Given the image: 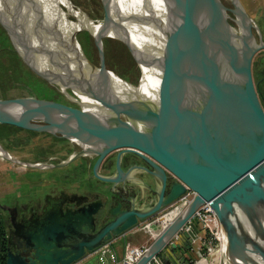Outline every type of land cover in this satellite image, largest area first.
<instances>
[{"label":"water","instance_id":"obj_1","mask_svg":"<svg viewBox=\"0 0 264 264\" xmlns=\"http://www.w3.org/2000/svg\"><path fill=\"white\" fill-rule=\"evenodd\" d=\"M112 1L108 0L105 21L92 25L95 33L88 26L64 18V23L78 24L71 33L73 45H69L60 22L38 1L0 0V26L13 50L33 73L75 105L33 98L0 100V124L45 129L80 148L60 163L24 164L60 167L92 156L97 158L92 169L94 177L112 182L114 187L124 180L120 161V175L110 176L101 171L103 160L117 149L136 153L151 166L148 174L161 180L156 183V197L148 204L133 203L125 210L117 205L110 210L112 217L97 231L89 227L94 229L100 200L69 210L61 218H56L57 211L51 208V214L38 228L14 222L15 233L9 230L7 234L6 264H91L85 261L90 253L155 216L188 190L196 193L194 199L136 264H147L153 256H160L166 264H190L187 256L178 257V246L168 243L205 203L217 215L229 248L241 261L260 264L255 260L259 257L264 264V207H260L264 202V109L251 73L252 58L264 43H250L244 49L238 46L222 0H163L165 20L160 16L127 17L133 23H149L161 32V54L148 57L132 40L130 31L114 24ZM234 1L240 5L239 0ZM235 13L244 16L243 10ZM83 30L98 43L107 36L123 42L142 71L157 67L161 83L156 96L149 98L141 92L140 84L126 80L102 62H93L76 38ZM55 33L58 42L45 45L43 38L51 39ZM117 80L122 84L120 90ZM78 91L88 93L98 105L91 110L76 95ZM18 106L28 116L41 119L23 122L6 115ZM0 150L7 156L1 145ZM169 174L173 183H166ZM4 208L8 220L13 221L10 210L14 208ZM239 211L245 214L246 225ZM192 226V230L180 234L187 249H191L197 231L194 223ZM29 250L33 251L31 255L23 254ZM95 264L102 263L97 260Z\"/></svg>","mask_w":264,"mask_h":264},{"label":"rangeland","instance_id":"obj_2","mask_svg":"<svg viewBox=\"0 0 264 264\" xmlns=\"http://www.w3.org/2000/svg\"><path fill=\"white\" fill-rule=\"evenodd\" d=\"M222 1L228 3L229 0ZM244 1L246 4L255 3L259 5L261 3L260 0ZM57 2L60 12L72 21L81 20L93 25L103 23L107 17L108 0H57ZM67 4H70L71 8L67 7ZM76 38L83 52L93 62L96 64L102 62L105 66L116 71L124 78L130 79L134 84L141 83L143 71L130 49L123 42L107 36L103 37L100 43H98L91 33L84 30L79 31L76 34ZM154 52L158 53L159 50L155 49ZM26 67L22 63V60L16 57L11 42L7 37V40H4V45L0 43V100L33 98L47 103L58 102L69 107H75L74 103L69 101L56 87L47 82L44 85L45 88L53 89L55 94L50 96L45 92L39 91V88L35 86L38 80H35V78L32 79L28 71L29 68L27 67V69ZM43 83L44 80L41 84ZM1 127L7 129L9 136L7 138L0 137V145L8 152L11 159L8 158V154L4 156L0 153V183H4V191L9 194L8 198L6 197L8 202H13L16 200L15 198H20L19 201L13 202L12 208L17 202L25 203L29 199V196L30 199L35 195H37V198H41L47 192V187H50L49 189L51 190L47 193H57L59 188L67 190L76 188L83 189L87 184L31 183L33 178L45 181L46 177L44 176L49 175L50 178H53L54 176H58V174L60 175L62 173L61 176H64V174L66 175L69 172L74 176L82 168L84 171H87L88 175L83 178L92 181V178L89 177L91 176V170H89V167L83 166L85 165L83 163H86V157L78 158L60 167H34L24 164L40 163L42 165H50L60 163L78 151L79 146L76 143L69 142L66 139L64 140V138L52 134L45 129H30L14 123L1 124ZM73 178L77 179L78 177L75 175ZM24 184L25 188L22 189L21 186ZM90 184L101 187V183ZM52 186H58V189L55 187L52 188ZM0 195L3 198V194L0 193ZM180 205L177 204L167 208L163 215L170 216V218L173 217ZM161 215L156 214L153 216L149 223L141 230L137 232L130 231L127 234V240L129 241L119 249L117 254L118 259L123 256L130 243L140 245L150 238L149 235L157 228ZM221 229L222 224L218 219L214 230L212 232L207 231L210 234L209 237L213 238V243L205 241L201 248L202 255L196 258L198 264H222ZM216 237L218 240H216ZM189 261L192 262V258H189Z\"/></svg>","mask_w":264,"mask_h":264},{"label":"flooded vegetation","instance_id":"obj_3","mask_svg":"<svg viewBox=\"0 0 264 264\" xmlns=\"http://www.w3.org/2000/svg\"><path fill=\"white\" fill-rule=\"evenodd\" d=\"M239 2L240 5L236 4L234 0H229L228 3L224 2L228 8L227 20L235 31L238 46L244 49L250 43L255 45L264 43V0H260L261 3L259 5L255 3L246 4L244 0H239ZM238 9L243 10V17L235 13V10L239 11ZM251 73L255 90L264 109V47L254 54L251 63ZM120 153L121 150L119 149L111 152L101 165L103 173L110 176H119L120 172L117 170V163L118 160L120 161V168L123 173L121 176L124 180L115 187L112 182H105L94 177L92 169L97 158L92 156H85L86 163H83L85 164L83 166H87L91 170V176L89 177L92 178V181L83 178L88 175L87 171L82 168L78 170V175L75 173L76 177H78L77 179H74L75 175L72 176L70 172L66 175L64 174V176H61L62 173L58 174V176L53 178H50L49 175L44 176L46 177L45 181L33 178L31 183L87 184L83 189L67 190L59 188L57 193H47L51 191L50 187H47V192L41 198H37V195H35L25 203L17 202L13 205L14 210H10L13 221L11 219L8 220V211L5 210L7 234L9 230H13L15 233L14 222L18 224L23 221L31 228H38L45 217L51 214V208H55L57 211L54 216L61 218L69 210L88 207L91 203L100 200L102 205L99 212L95 215L94 229L89 227L91 231H97L100 226L112 217L110 210L117 205L121 206V210H125L130 208L133 203L140 206L143 203L148 204L153 201L156 197V183H161V180L148 174L147 169H151V166L140 155L131 152H123L121 155ZM173 181V176L167 175L166 183H173ZM90 183H101V187ZM54 187L58 189V186H52V188ZM32 252V250L23 251V254L29 256Z\"/></svg>","mask_w":264,"mask_h":264},{"label":"bare ground","instance_id":"obj_4","mask_svg":"<svg viewBox=\"0 0 264 264\" xmlns=\"http://www.w3.org/2000/svg\"><path fill=\"white\" fill-rule=\"evenodd\" d=\"M32 1V0H31ZM38 1L41 4V8L47 11L49 15L52 16L55 21H59L61 29L64 32V39L70 45H73V40L71 38V33L74 32L78 28L77 23H69L68 21L64 23V18H66L65 14L61 13L58 6L57 0H33ZM29 3L30 0H28ZM67 7H70V4H67ZM31 8L32 5H31ZM33 10V9H32ZM112 16L114 17V24L120 28L122 31H130L132 40L138 45V47L149 56H159L161 54L163 48V36L161 32L153 27L151 24L146 22H138L133 23L127 17L129 15H137L139 17H161V19L165 20L166 17V9L164 6L163 0H113L111 6ZM68 20V19H66ZM82 26H88L93 29L94 33L96 32V28H94L91 24L85 23L81 20H78ZM77 24V25H76ZM59 36L55 33L54 36L51 35V39L43 38V42L45 45L56 44L58 42ZM155 49H158L159 52H154ZM161 73L157 67H145L143 68V78L140 83L141 92L148 96L149 98H153L156 96L159 85L161 83ZM117 85L120 90L122 88V84L120 80H117ZM120 95L126 94L125 92H118ZM76 95L86 103L91 110L98 105V102L95 99H92L90 95L84 94L83 91H78ZM7 116L12 115L13 118H16L20 121L26 119H41L40 117L28 116L25 113V109L22 106H18L15 108L12 113L6 114ZM11 117V116H10ZM35 117V118H34ZM43 119V118H42ZM0 153H3L0 150ZM260 207H264V202L260 204ZM238 214H242L243 218L240 217L243 224L246 225V220L244 218V213L239 211ZM221 228V226H220ZM221 238H222V264H244L241 259L229 248L227 243V237L224 229H221ZM264 243V241H263ZM257 263L262 264V260L259 257L255 258Z\"/></svg>","mask_w":264,"mask_h":264},{"label":"built area","instance_id":"obj_5","mask_svg":"<svg viewBox=\"0 0 264 264\" xmlns=\"http://www.w3.org/2000/svg\"><path fill=\"white\" fill-rule=\"evenodd\" d=\"M196 193L192 190H188V192L178 201L171 204L169 207L175 206L177 204H181L178 211L173 215V217L170 218L166 215H163L165 210L167 208L163 209L162 215L158 220V234L156 238L164 231L170 223L174 220V218L183 211L194 199ZM218 220L217 215L213 211L212 207L209 203H205L203 206H201L196 213L191 217V219L182 227L181 231L177 233L168 243V245L177 247L178 242L180 241V234L183 231H190L193 229L192 223H194L197 227V231L195 232V237L192 239L191 242V251L195 257V262L193 264H198V260L196 261L197 257H200L201 254V248L203 247L205 241L212 242L213 238L209 237V233L207 231L212 232L214 230L215 224ZM156 238H149L145 243L140 245H135L130 243L128 247L126 248L123 256L118 259L117 253L114 247L111 246V244L108 242L104 245H102L100 248H98L95 252L90 253L88 258L93 259L94 256L97 257L98 260L101 261L102 264H136L140 261V259L145 255V253L150 248L151 244ZM216 240L218 238L216 237ZM81 264V263H77ZM147 264H166L160 256H153L150 261Z\"/></svg>","mask_w":264,"mask_h":264},{"label":"trees","instance_id":"obj_6","mask_svg":"<svg viewBox=\"0 0 264 264\" xmlns=\"http://www.w3.org/2000/svg\"><path fill=\"white\" fill-rule=\"evenodd\" d=\"M2 30V31H1ZM7 35L5 33V31L3 30V28L0 26V43L1 45H4V40H7ZM3 41V42H2ZM15 52V51H14ZM16 57L20 58L17 53L15 52ZM23 63V62H22ZM24 64V63H23ZM27 68V67H26ZM28 69V68H27ZM28 71L30 72L32 79L35 78V80L37 79L38 82L35 83V86L37 88H39V91L41 92H45L47 94L54 95L55 92L53 91V89L50 88H45V83L46 81L44 80V83L41 84V82L43 81L42 78H40L38 75H36L35 73H33L30 69H28ZM116 72V71H115ZM120 75V74H119ZM121 76V75H120ZM123 77V76H122ZM124 78V77H123ZM41 79V80H40ZM126 79V78H125ZM130 82H132L130 79H126ZM9 136V133H7V129L4 127H1L0 124V137L2 138H7ZM65 140V139H64ZM19 201L20 198H16L15 201ZM30 200V199H29ZM13 201V202H15ZM13 202H8V200L0 198V264H6L7 261V225L5 223V208L6 206H8V204H13ZM191 250V249H190ZM195 259V257L192 258V262H190V264H193V260Z\"/></svg>","mask_w":264,"mask_h":264},{"label":"crops","instance_id":"obj_7","mask_svg":"<svg viewBox=\"0 0 264 264\" xmlns=\"http://www.w3.org/2000/svg\"><path fill=\"white\" fill-rule=\"evenodd\" d=\"M3 184H4V183H0V193L3 194V199H6V197L8 198L9 194H8L7 192L4 191L5 187L3 186ZM23 186H24V187H23ZM21 187H22V189L25 188V184L22 185ZM0 196H1V195H0ZM25 197H27V196H25ZM0 198H2V197H0ZM15 199H16V198H15ZM29 199H30V196H29ZM29 199H28V200H29ZM28 200H27V201H28ZM11 203H12V202H11ZM11 203L8 204V205H9V206H12ZM158 215H161V212H159ZM152 218H153V217H151V218H149V219H147V220H144V221H140L139 224L136 225L135 227H133L132 229L126 231L125 233H123V234H121V235H119V236L114 237L109 243L111 244L112 247H114V249L116 250V253L118 254L119 249L122 248L125 244L128 243L129 240H127V234H128L130 231H135V232H137V231L141 230L142 228H144L145 225H147V224L149 223V221H150ZM158 227H159V226H157V228H156L155 230H153V231L150 233L149 236H150L151 239H152V238H153V239L156 238V236H157V234H158V233H157V232H158ZM179 242L182 243V245L178 244V250H179V255H178V257H181V256L185 255V256H187L188 258H193L194 255H193L192 251H191L190 249H187V248L185 247V244H184L182 241H179ZM117 258H118V256H117ZM97 260H98L97 257L94 256L93 259L88 258V259H86L85 261H88V262L91 263V264H95V263L97 262Z\"/></svg>","mask_w":264,"mask_h":264}]
</instances>
